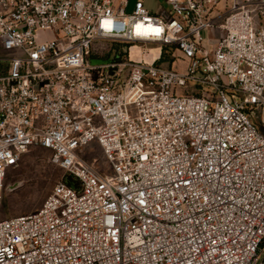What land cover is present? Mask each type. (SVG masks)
Wrapping results in <instances>:
<instances>
[{
	"label": "built area",
	"instance_id": "1",
	"mask_svg": "<svg viewBox=\"0 0 264 264\" xmlns=\"http://www.w3.org/2000/svg\"><path fill=\"white\" fill-rule=\"evenodd\" d=\"M166 1L0 0V210L30 148L64 172L0 264H264V0Z\"/></svg>",
	"mask_w": 264,
	"mask_h": 264
},
{
	"label": "rangeland",
	"instance_id": "2",
	"mask_svg": "<svg viewBox=\"0 0 264 264\" xmlns=\"http://www.w3.org/2000/svg\"><path fill=\"white\" fill-rule=\"evenodd\" d=\"M133 0H131L132 2ZM146 5L153 14H160L163 9L168 8L166 0H146ZM216 10L224 8L223 3L216 5ZM221 33L219 32L217 36ZM151 52L155 53L158 47L150 46ZM0 54H11V52H0ZM112 59L111 55H104L100 58H91V63H103ZM174 70L185 72L184 62L177 61L172 66ZM260 116H254L252 122L258 124ZM87 160L97 158V165L104 166L103 158L99 148L93 146L79 150ZM51 152L41 147H32L25 153L19 165L10 170L6 179L9 188L3 191L1 201V218H11L18 215H25L36 211L53 186L63 178L64 172L57 165L50 161Z\"/></svg>",
	"mask_w": 264,
	"mask_h": 264
},
{
	"label": "bare ground",
	"instance_id": "3",
	"mask_svg": "<svg viewBox=\"0 0 264 264\" xmlns=\"http://www.w3.org/2000/svg\"><path fill=\"white\" fill-rule=\"evenodd\" d=\"M131 51H132V54H135V53L139 52V49L138 48H132ZM147 52H148L147 54H149V55L155 54V53L151 52V49H149Z\"/></svg>",
	"mask_w": 264,
	"mask_h": 264
},
{
	"label": "crops",
	"instance_id": "4",
	"mask_svg": "<svg viewBox=\"0 0 264 264\" xmlns=\"http://www.w3.org/2000/svg\"><path fill=\"white\" fill-rule=\"evenodd\" d=\"M144 1V5H145V7H146V9H148V7H147V5H146V0H143ZM132 3V2H131ZM149 10V9H148ZM164 10V9H163ZM163 10L161 11V12H163Z\"/></svg>",
	"mask_w": 264,
	"mask_h": 264
},
{
	"label": "trees",
	"instance_id": "5",
	"mask_svg": "<svg viewBox=\"0 0 264 264\" xmlns=\"http://www.w3.org/2000/svg\"><path fill=\"white\" fill-rule=\"evenodd\" d=\"M164 58H166V55H164Z\"/></svg>",
	"mask_w": 264,
	"mask_h": 264
}]
</instances>
